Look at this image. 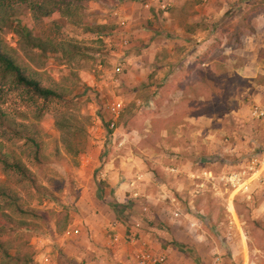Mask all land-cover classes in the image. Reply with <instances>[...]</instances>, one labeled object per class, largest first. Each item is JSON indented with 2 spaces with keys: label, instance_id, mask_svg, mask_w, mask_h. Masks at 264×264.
<instances>
[{
  "label": "rangeland",
  "instance_id": "374dc122",
  "mask_svg": "<svg viewBox=\"0 0 264 264\" xmlns=\"http://www.w3.org/2000/svg\"><path fill=\"white\" fill-rule=\"evenodd\" d=\"M243 1L241 0L240 3L243 4ZM257 2L258 5L255 7H247L248 9L243 11L248 20H242L240 28L238 23L234 24L232 21L226 23V34L234 33L236 30L249 31L250 26L247 22L256 15L264 17V0ZM119 3L118 0L91 1L86 14L91 20L97 22L103 20L108 25L109 23L117 25L120 15H115V12L119 11L120 7L116 6ZM30 6V0H17L6 6L4 11H0V45L2 50L9 51L28 76L39 80L44 87H52L63 93V98L47 103L42 100L36 101L11 88L10 84L5 86L0 95V110L5 111L11 119L24 123L27 126L26 133L33 135L35 130H38L39 135L36 138L41 143L38 152L39 160L36 161L33 146L24 144L20 140H12V134H6L3 137L1 133L4 129L0 127V139L2 137L5 140L7 150L14 151L26 163L34 178V180L24 181L16 172L5 171L0 163V183L16 190L24 209L36 212V215L30 212L23 215L13 211L14 208L5 210L9 215L4 230L0 231L2 232L0 238L4 239L5 246L12 256L17 254L16 249L19 247L23 246L25 252L27 250L24 244H19L20 233L27 236L33 246L35 241H40V238L50 233V220L57 217L56 210L62 213L64 223L67 221L66 213L77 211L76 201L81 189L79 179L85 174L82 170V155L87 152V149L106 145L107 142L112 146L111 151L115 150L113 146L118 145L117 141H112L113 137L110 138L111 141L108 138L111 117L109 107L115 101L124 100L118 89L121 76L128 71L123 62L122 72L113 76L114 64L111 62L115 59L118 50L115 46L113 47L115 43L112 39L104 40V42L97 41L95 36L84 33L80 27L70 24L58 14L35 21L32 18ZM191 10L192 8H189L187 13L189 14ZM54 22H57L59 26H56ZM205 26L203 25L204 28ZM18 28L30 30L32 36L45 40L78 43L81 52L68 57L64 56L62 51L44 55L37 47L31 46L25 37H22ZM214 30L211 34L215 33ZM241 37H237L236 34L234 39L232 35L226 43L224 41L213 49L214 54L209 58L216 60L213 69L201 67L202 61L196 62L195 59L192 66L188 67L186 64L191 59L188 61L189 57H184L175 59L170 66L172 70L167 72L163 82L153 77L151 86L164 88L162 97L158 100L159 104L155 105L156 109L150 110V107L147 108L145 104L154 96L153 92H150V87H146L143 96L139 98L142 103L124 100L126 106L121 113L119 124L127 132L132 130L137 132L124 140L126 146L149 145L155 148L157 144H160L161 138L160 135H154L152 132L166 128L179 129L186 124L185 118L188 113L199 115L207 112L216 119L224 110L226 113L221 115V118H228L226 127L230 130V134L222 133L224 136L221 139L228 140L230 143L237 141L231 131L238 130L243 139L248 140L249 143L255 141L260 146L252 153L235 156L237 162L243 158L249 159V162L253 157L259 160L264 159V122H252L250 116L252 114L247 105L244 107L243 104H239L236 98L255 83L264 86V52L257 56V51L255 55L249 57L243 53L234 54L230 50L228 52L229 44L233 39V44L239 48L242 47ZM134 55H137V52ZM240 65L243 68H240ZM107 72L109 76L106 78ZM103 81L109 84L108 87L103 85ZM111 82H119V84L113 87ZM158 95L160 97V94ZM248 106L251 107L250 104ZM240 108L243 109L239 115L248 119L245 127L243 126L245 122H234L231 118L229 121L230 116L227 115L229 114L227 111ZM145 127L151 128V133L142 132ZM229 135H231L230 138ZM139 139H142L140 143ZM101 141L102 144H100ZM69 145H73V149L83 148V152L78 156L73 153L68 154L66 147ZM221 160L224 164V158ZM234 165L236 162L226 163L224 166L221 165L218 171L217 166L210 168L214 173L213 177L216 176L217 180H212V176L202 177L204 182L205 179L212 180L216 188H220L219 191H212L201 186L197 188L196 182H199L200 178H192L195 182L192 184L188 176L185 177L188 186H190L189 183L192 184L193 189H188H191L188 195L194 198L193 204L196 207L195 211L187 209V212L198 221V227L191 228L187 220L182 223L176 221V225L189 241L181 242L180 248L189 252L199 264H221L222 260L223 264H264V183L262 182L264 169L248 184L247 191L233 193L232 186L226 182L233 172L224 174L230 166ZM262 167L264 168V164ZM166 172L170 174L169 171L166 170ZM220 178L223 180L220 181ZM228 188L230 190H227ZM0 202H2L1 198ZM183 202L188 207L189 201L183 200ZM231 207L234 208L233 214L238 215L240 219L239 222L235 219L236 224L232 225L229 223V219L232 220L233 216L229 212ZM21 222L28 223V228L24 229L20 225ZM163 225L168 228V221L164 220ZM178 235L181 236V234ZM24 251L22 250V253ZM217 258H220V261H217ZM4 259L0 252V264L4 262Z\"/></svg>",
  "mask_w": 264,
  "mask_h": 264
},
{
  "label": "crops",
  "instance_id": "0c3cea01",
  "mask_svg": "<svg viewBox=\"0 0 264 264\" xmlns=\"http://www.w3.org/2000/svg\"><path fill=\"white\" fill-rule=\"evenodd\" d=\"M240 1L124 0L116 5L120 7L116 12L120 15L118 20H126L127 25L121 27L118 23H109L111 34L104 40L112 39L115 43L113 47L118 50L111 62L114 64L113 76L116 75L118 61H125V68L128 69L127 73L121 76L118 89V92L122 93L121 97L128 102L134 100L136 103H142L139 98L143 96L146 87H150L154 96L145 104L147 108L154 110L156 104H159L158 100L162 97L164 88L151 86L153 77L163 82L167 72L172 70L170 66L175 59L184 57H189L188 61L191 59L186 64L188 67L192 66L195 59L196 62L202 61L201 67L213 69L216 60L209 59L214 54L213 49L224 41L226 43L232 35L234 39L236 34L237 37L242 36L243 45L239 48L233 44V39L228 52L230 50L234 54L243 53L249 57L258 51L257 56H260L264 52L263 16L256 15L247 22L249 31L236 30L226 34V23L232 21L234 24L238 23V26L241 25L242 20H248L243 11L248 9L247 7L258 5L259 0H244L243 4ZM189 8H192L191 14L187 13ZM98 23L108 25L103 20ZM203 25H206L205 28ZM116 27V30L121 32L114 33ZM213 29L215 33L211 34ZM125 38L130 41L127 47L123 45ZM217 51L220 52L219 49ZM135 52L137 55H134ZM204 52L208 53L202 57ZM239 67L243 68L242 65ZM247 69L250 70L248 67ZM108 76L107 72L105 77ZM102 83L106 87L109 85L106 81ZM117 84L119 82H111L113 87ZM251 86L236 98L239 104L244 107L247 105L252 114L254 107L264 110V86L258 83ZM139 93L140 95H137ZM242 109L229 110L227 115L230 116L229 121L231 118L234 122H245V127L248 119L239 115ZM225 113L223 110L216 119L207 112L186 115V124L179 129L166 128L152 132L161 138L160 144L155 148L149 145L126 146L124 140L137 132L132 129V132H127L122 128L119 117L117 129H110L108 138L110 140L113 137L112 141L123 142L125 145H115V150L111 151L109 142L104 145L101 141L102 145L99 147L87 149L82 155V170L85 174L79 179L81 189L76 201L77 211L66 213V223L62 222L63 215L57 210V217L50 220V233L44 236L54 240L55 244L52 246L56 251L60 249L59 255L53 258L54 264H138L136 256L141 252L149 253L155 258L165 256L166 261L163 264H199L189 252L180 248L181 242L189 241L176 225V221L182 223L187 220L190 226L191 219L198 225L194 216L187 212H193L196 208L193 204L194 198L188 195V192H191V189H188L195 183L192 178H200L199 182H196L197 188L201 186L219 191L220 188H216V184L212 183V180L217 179L216 176L213 177L214 173L210 168L217 166L218 171L221 165L236 162L224 175L229 171H241L249 165V159L243 158L244 160L237 162L235 156L252 153L260 147L255 141L249 143L243 139L238 130L231 131L237 141L230 143L228 140H222V136L230 134L226 127L228 118H221ZM250 116L252 122H264V118H257L253 114ZM151 131L149 127L142 130L148 133ZM141 140L139 139V143ZM221 158H224V164L221 163ZM260 161L264 163V159ZM173 168L177 171H172ZM205 173L213 179H205L204 182L202 177ZM186 175L191 180L190 186ZM219 180L222 181L223 178ZM262 180L264 183L263 178ZM183 200L189 201L188 207ZM176 212H180L182 216L176 218ZM232 215L234 220L240 221L238 215ZM164 220L168 221V228L163 225ZM68 227L77 229L79 233L70 240H61L59 236L62 234L58 233H64ZM38 243L39 241H35L33 245ZM219 260L220 258H217V261Z\"/></svg>",
  "mask_w": 264,
  "mask_h": 264
},
{
  "label": "trees",
  "instance_id": "16d2710c",
  "mask_svg": "<svg viewBox=\"0 0 264 264\" xmlns=\"http://www.w3.org/2000/svg\"><path fill=\"white\" fill-rule=\"evenodd\" d=\"M14 1L17 2V0H0V11H4L6 6H9L10 3ZM91 1L96 0H30V10L32 12V18L35 21H38L42 17H50L54 14H58L70 24L80 27L84 33L95 36L97 41L104 42V38L111 34L110 31L112 29H109V25L107 24H99L97 21L91 20L86 14L88 4ZM118 1L123 2L124 0ZM54 24L59 26L57 22H54ZM116 29L117 27L114 30L116 31ZM18 31L21 32L22 37H25L31 46L37 47L44 55H47L49 52L56 53L62 51L64 56L68 57L81 52L78 43L65 41L58 43L53 40L34 37L31 35L30 30L28 31L23 28H18ZM207 53L208 52L202 54V57ZM7 84H10V86H12L11 88L20 91L25 96L33 98L36 101L42 100L47 103L63 98V93H60L52 87H44L39 80L28 76L25 69L18 64L13 56L10 55L9 51L2 50V46L0 45V95ZM64 91L65 90H63V92ZM187 115H191V113H188ZM0 127L4 129V132L1 133L3 137L6 134H12V140H20L23 141L24 144L28 143L33 146L35 149L34 154H36L35 160H39L38 152L41 148V143L38 142V139L36 138V136L39 135L38 130H35V134L33 135H31V133H26L25 129L27 126L24 123H20L14 118L11 119L9 115L2 110H0ZM73 148V145L67 146L66 153H73L75 156H78L83 152V148L80 150ZM0 163L5 171L16 172L22 179H24V181L34 180V178H32L33 173L29 170L26 163L18 157L14 151L9 152L7 150L5 140L2 139V137L0 139ZM0 198L2 199V202H0V231H3L5 224H7V217L9 215V213L5 211L7 208H14L13 211L23 215L28 214L29 212L36 215L34 210L30 209L27 211V209H24L19 201L20 198L16 190L8 188L4 183H0ZM20 225H22L24 229H27L29 226L26 222H21ZM21 232L23 233L22 230ZM1 233L2 232H0V234ZM20 234L18 235L20 239L19 244H24V247L27 250L25 252L23 246L19 247L16 249L17 254L14 256L10 255L5 246L4 239L0 238V252L5 258L4 262L1 264H37L38 253L36 246L33 247L27 236ZM22 250L24 253H22ZM44 251L45 248L40 250L41 253Z\"/></svg>",
  "mask_w": 264,
  "mask_h": 264
},
{
  "label": "built area",
  "instance_id": "2783aa9c",
  "mask_svg": "<svg viewBox=\"0 0 264 264\" xmlns=\"http://www.w3.org/2000/svg\"><path fill=\"white\" fill-rule=\"evenodd\" d=\"M115 15L116 12H115ZM119 26L124 27L127 25L126 20H120ZM121 31L116 30L114 33H119ZM130 44V41L128 38L123 39V45L124 47H127ZM123 62L125 61H118L117 67L115 69V74L119 75L123 70ZM125 105L122 100H118L113 102L109 107V113H110V129L115 131L117 129V120L119 119L121 113L124 111ZM253 116L257 118H264V110L259 109L258 107H254L252 111ZM124 143H118V147L123 146ZM264 163H262L258 158L254 157L249 162V165L246 168H243L241 171L233 172L227 179V184L232 186L233 193L240 192L242 190L247 191L248 190V184L252 182V180L255 178V176L260 175L262 173V166ZM172 171L176 172L177 169L173 168ZM204 176H208V173H205ZM229 212L233 214L231 209H229ZM176 218H180L182 214L180 212H176L174 215ZM190 221V226L193 228H196L198 225L195 221L192 219ZM230 225L236 224L235 220L232 218L229 219ZM241 224V223H240ZM79 231L77 229L73 228H67L64 233H62L59 238L61 240H70L74 237V235L78 234ZM58 238V239H59ZM117 240V239H116ZM55 244L54 240L51 237L44 236L40 238V241L38 244H35L37 249V264H54V256H58L60 249L56 251L55 247L52 246ZM45 248L44 252H40V250H43ZM51 249L55 250L54 252L51 251ZM136 261L138 264H163L166 261L165 256L161 257H153L151 254L146 252H141L137 254ZM220 261V260H219Z\"/></svg>",
  "mask_w": 264,
  "mask_h": 264
},
{
  "label": "bare ground",
  "instance_id": "6f19581e",
  "mask_svg": "<svg viewBox=\"0 0 264 264\" xmlns=\"http://www.w3.org/2000/svg\"><path fill=\"white\" fill-rule=\"evenodd\" d=\"M231 211L234 213V209L231 207Z\"/></svg>",
  "mask_w": 264,
  "mask_h": 264
},
{
  "label": "clouds",
  "instance_id": "9594fccd",
  "mask_svg": "<svg viewBox=\"0 0 264 264\" xmlns=\"http://www.w3.org/2000/svg\"><path fill=\"white\" fill-rule=\"evenodd\" d=\"M154 104V103H153ZM254 158V157H253ZM35 247V245H33Z\"/></svg>",
  "mask_w": 264,
  "mask_h": 264
}]
</instances>
